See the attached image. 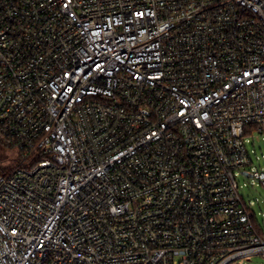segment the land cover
Instances as JSON below:
<instances>
[{
  "label": "built area",
  "instance_id": "obj_1",
  "mask_svg": "<svg viewBox=\"0 0 264 264\" xmlns=\"http://www.w3.org/2000/svg\"><path fill=\"white\" fill-rule=\"evenodd\" d=\"M0 264L264 259V0H0Z\"/></svg>",
  "mask_w": 264,
  "mask_h": 264
},
{
  "label": "rangeland",
  "instance_id": "obj_2",
  "mask_svg": "<svg viewBox=\"0 0 264 264\" xmlns=\"http://www.w3.org/2000/svg\"><path fill=\"white\" fill-rule=\"evenodd\" d=\"M247 151L252 159V166L258 169H264V143L262 141L250 142L246 144ZM0 163L9 165L12 153L1 148ZM241 188L239 194L244 198L246 203H250V210L254 213V221L261 229H264V186L255 181L252 185L248 182L240 180ZM231 264H264L261 256H253L250 260H238Z\"/></svg>",
  "mask_w": 264,
  "mask_h": 264
},
{
  "label": "trees",
  "instance_id": "obj_3",
  "mask_svg": "<svg viewBox=\"0 0 264 264\" xmlns=\"http://www.w3.org/2000/svg\"><path fill=\"white\" fill-rule=\"evenodd\" d=\"M12 147L13 146L11 144H9V142L7 141V138L4 137L0 133V150L2 148L3 150H7L8 152H11ZM0 155L3 156V154H1V153H0ZM10 166H11V160H10V164L9 165H5L4 166V165H2L0 163V173L7 172L9 170Z\"/></svg>",
  "mask_w": 264,
  "mask_h": 264
}]
</instances>
